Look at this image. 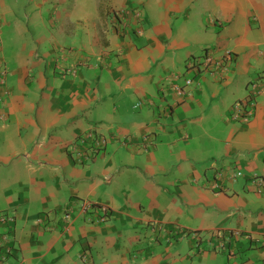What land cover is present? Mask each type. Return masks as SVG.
Here are the masks:
<instances>
[{
  "label": "crops",
  "instance_id": "1",
  "mask_svg": "<svg viewBox=\"0 0 264 264\" xmlns=\"http://www.w3.org/2000/svg\"><path fill=\"white\" fill-rule=\"evenodd\" d=\"M118 8L139 15L123 33ZM228 54L226 72L189 68ZM1 70L3 264H264L249 184L264 176V87L248 122L230 120L248 81L264 84V0H0ZM88 130L108 142L80 163ZM80 199L110 218L87 221Z\"/></svg>",
  "mask_w": 264,
  "mask_h": 264
},
{
  "label": "built area",
  "instance_id": "2",
  "mask_svg": "<svg viewBox=\"0 0 264 264\" xmlns=\"http://www.w3.org/2000/svg\"><path fill=\"white\" fill-rule=\"evenodd\" d=\"M133 15L135 16V21H139L138 19V11L135 9L128 10L124 8H118L113 11V16L116 20V28L121 31L122 33L125 32L130 24L128 20V16ZM137 31H141V27L137 28ZM230 59V54L223 57V60H216L212 58L211 56L204 57L203 60H200L199 63V72L202 70H206L210 65H212L217 71L226 72L228 69L227 62ZM191 64L193 62H190ZM77 66H71V67H61L59 69L61 75L65 74H74L75 67ZM196 74V71H194ZM5 71L1 70L0 72V79L1 82H3ZM193 84V77H187L182 85H173V90L179 95L184 94L183 86H191ZM247 86L249 87V92L246 98L240 100V102L234 103L231 107L230 111V120L237 123H246L249 121L250 117L254 113L255 106L257 104L258 96L260 95L264 84L259 79H251L248 81ZM139 102L135 104L134 107L139 106ZM127 140V138H125ZM108 142V138L102 134H98L93 130H88L87 132L83 133L79 138V144L76 143L74 146V151L78 157V161L80 163H86L88 162L93 155L98 153L102 146H105ZM149 142V137L145 136L143 137V146L146 148L147 143ZM152 144V143H148ZM219 177H221V173H217ZM228 179L231 181L236 180L237 178L242 176V173L240 170H238L235 166H230L227 169ZM250 186L258 192L264 193V176L261 175H254L249 177ZM218 184H215V187H217ZM77 211L79 213L87 215V221L90 222H105L110 218L111 215V208L103 203L93 202L88 199H80L77 201ZM89 215H94L92 216ZM72 218V214L69 210L65 211L62 222L67 223ZM13 217L9 215H0V224L2 223H8L12 222ZM231 234L239 235V230H234L231 232ZM195 238L199 239L197 235H194ZM12 250L11 245L9 242H7L6 237L2 235L0 237V264H3L5 261H7L8 257L10 256Z\"/></svg>",
  "mask_w": 264,
  "mask_h": 264
},
{
  "label": "trees",
  "instance_id": "3",
  "mask_svg": "<svg viewBox=\"0 0 264 264\" xmlns=\"http://www.w3.org/2000/svg\"><path fill=\"white\" fill-rule=\"evenodd\" d=\"M206 50V49H205ZM198 59V56L196 57L195 56V58H194V62L190 65V67L189 68H191V69H195V67H199V63H200V61L199 60H197Z\"/></svg>",
  "mask_w": 264,
  "mask_h": 264
},
{
  "label": "rangeland",
  "instance_id": "4",
  "mask_svg": "<svg viewBox=\"0 0 264 264\" xmlns=\"http://www.w3.org/2000/svg\"><path fill=\"white\" fill-rule=\"evenodd\" d=\"M113 11H114V10H112V14H113Z\"/></svg>",
  "mask_w": 264,
  "mask_h": 264
}]
</instances>
